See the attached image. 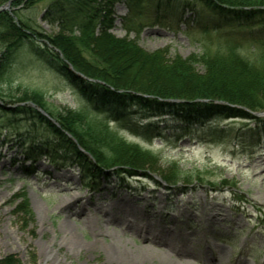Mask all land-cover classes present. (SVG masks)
<instances>
[{"label": "rangeland", "instance_id": "374dc122", "mask_svg": "<svg viewBox=\"0 0 264 264\" xmlns=\"http://www.w3.org/2000/svg\"><path fill=\"white\" fill-rule=\"evenodd\" d=\"M12 1L1 5L0 12L20 10L31 27L27 33L32 31L40 41L65 38L74 45L77 31L68 33L58 22L42 20L48 0H14L19 3L13 7ZM202 7L193 0L115 1L108 32L147 53L164 50L168 59H211L232 50L253 64L264 59V24H218ZM213 25L222 27L210 31ZM205 29L209 32H201ZM2 44L0 104L14 108L21 104L16 100L21 91L37 93L53 113H78L76 127L87 140L100 144V150L134 148L149 153L161 169L173 166L191 179L168 187L155 173L127 178L110 169L96 179L95 188L86 187L74 162L44 156L30 166L24 159L29 143L47 141L39 130L24 121L11 127L0 122V258L14 255L22 264H124L109 251L116 244L128 254L139 253L143 258L137 264H203L213 256L221 264H264L261 125L238 117L211 118L191 124L190 134L169 116L105 120L90 113L60 75L25 49L1 69ZM96 45L113 48L104 40ZM204 66L197 62L194 72H203ZM260 114L264 118V112ZM71 196H78L84 206L77 202L66 207ZM145 225L158 236V231L169 230L173 237H163L164 244L147 239L144 231L138 232Z\"/></svg>", "mask_w": 264, "mask_h": 264}, {"label": "trees", "instance_id": "16d2710c", "mask_svg": "<svg viewBox=\"0 0 264 264\" xmlns=\"http://www.w3.org/2000/svg\"><path fill=\"white\" fill-rule=\"evenodd\" d=\"M8 1L0 0V6ZM115 1L121 0H48L42 20L58 22L68 33L77 31L79 36L74 38V45L60 37L40 41L32 31L27 33L31 27L21 17L20 10L1 11L0 42L3 43L4 64L1 69L7 67L12 55L25 49L60 75L84 101L90 113L103 115L105 120L117 122L136 117L169 116L181 121L185 125L182 129L190 134L191 124L201 125L211 118L250 119L264 128V118L251 115L264 112V59L253 64L233 50L211 59L195 55L187 59H168L164 50L147 53L133 41L116 39L108 32L111 26L108 16ZM193 1L215 17L218 24H264V0ZM18 3L13 0L12 7ZM220 27L213 25L210 31ZM102 40L112 43L113 48L96 45ZM123 57L135 58L129 64L128 69H133L130 76L121 69ZM199 61L206 69L198 74L194 66ZM152 65L158 69L154 70ZM146 74L149 77H143ZM16 100L21 104L14 108L0 104V122L11 127L24 121L47 139L40 144L29 143L24 148L23 156L30 166L44 156L52 161L74 162L82 173L83 185L93 188L96 179L110 169L115 175L124 174L127 178L149 177L148 173H155L168 186L191 179L173 166L161 169L149 153L134 148L126 150L113 146L100 150V144L87 140L76 127L78 113H53L37 93L23 90ZM30 168L25 167V172ZM0 264L22 263L14 255H7L0 258Z\"/></svg>", "mask_w": 264, "mask_h": 264}, {"label": "bare ground", "instance_id": "6f19581e", "mask_svg": "<svg viewBox=\"0 0 264 264\" xmlns=\"http://www.w3.org/2000/svg\"><path fill=\"white\" fill-rule=\"evenodd\" d=\"M123 61H122V65H121V69L122 71L126 72V70H128L129 68V64L131 62L134 61L135 58L133 57H123ZM66 207L71 208L75 205H77L76 203L78 202V204L80 205V207L84 206V202L78 197V196H71L68 197L66 200ZM112 209H114V207H111ZM109 208V209H111ZM111 214V212H110ZM112 214L116 217V218H120L117 214V212L113 211ZM138 229V228H137ZM142 231H144V237L147 239H152V240H158L160 244H164L166 243V240L164 239L165 237H173L172 232H170L169 230H165L163 232L158 231L156 234L155 230H152V227L149 225H145L142 228L138 229V232H140V234L142 233ZM164 234V235H163ZM161 235V236H160ZM153 236V237H152ZM164 237V238H163ZM168 240V239H167ZM109 251L111 253V255H113L114 258H118L119 261L121 260L124 264H137L139 262H142V256L139 253H134V254H128L127 252H125L124 249L120 248V246L116 245V244H111L109 246ZM184 263L182 264H189V260H182ZM203 264H221V259L213 256V257H208L207 258V262H204Z\"/></svg>", "mask_w": 264, "mask_h": 264}, {"label": "water", "instance_id": "95a60500", "mask_svg": "<svg viewBox=\"0 0 264 264\" xmlns=\"http://www.w3.org/2000/svg\"><path fill=\"white\" fill-rule=\"evenodd\" d=\"M69 69H71V70H73V68L69 65ZM74 71V70H73ZM80 75V74H79ZM40 113H42L43 115H46V113L43 111V110H41V109H37ZM251 115L252 116H254V117H259L261 114L260 113H251ZM137 178V177H136ZM166 186H168V185H166ZM169 187V186H168Z\"/></svg>", "mask_w": 264, "mask_h": 264}]
</instances>
